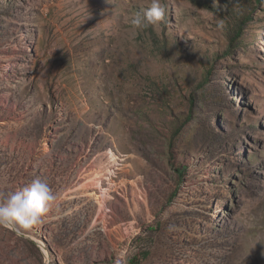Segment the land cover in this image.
Returning a JSON list of instances; mask_svg holds the SVG:
<instances>
[{"label":"rangeland","instance_id":"1","mask_svg":"<svg viewBox=\"0 0 264 264\" xmlns=\"http://www.w3.org/2000/svg\"><path fill=\"white\" fill-rule=\"evenodd\" d=\"M150 2L0 0V264H264V0Z\"/></svg>","mask_w":264,"mask_h":264},{"label":"clouds","instance_id":"2","mask_svg":"<svg viewBox=\"0 0 264 264\" xmlns=\"http://www.w3.org/2000/svg\"><path fill=\"white\" fill-rule=\"evenodd\" d=\"M167 7L163 0H151L143 10L133 14L130 24L135 30L158 26L166 18ZM223 27V25H221ZM58 205V193L37 177L10 193L0 202V225L31 229L45 222L46 215Z\"/></svg>","mask_w":264,"mask_h":264},{"label":"trees","instance_id":"3","mask_svg":"<svg viewBox=\"0 0 264 264\" xmlns=\"http://www.w3.org/2000/svg\"><path fill=\"white\" fill-rule=\"evenodd\" d=\"M235 37H237V36H235Z\"/></svg>","mask_w":264,"mask_h":264}]
</instances>
